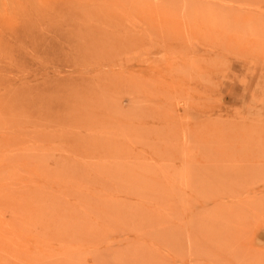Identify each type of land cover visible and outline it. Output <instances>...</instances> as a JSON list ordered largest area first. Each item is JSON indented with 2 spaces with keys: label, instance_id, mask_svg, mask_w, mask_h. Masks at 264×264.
<instances>
[{
  "label": "rangeland",
  "instance_id": "1",
  "mask_svg": "<svg viewBox=\"0 0 264 264\" xmlns=\"http://www.w3.org/2000/svg\"><path fill=\"white\" fill-rule=\"evenodd\" d=\"M0 264H264V0H0Z\"/></svg>",
  "mask_w": 264,
  "mask_h": 264
},
{
  "label": "bare ground",
  "instance_id": "2",
  "mask_svg": "<svg viewBox=\"0 0 264 264\" xmlns=\"http://www.w3.org/2000/svg\"><path fill=\"white\" fill-rule=\"evenodd\" d=\"M61 246H63V245H61ZM218 261V260H217Z\"/></svg>",
  "mask_w": 264,
  "mask_h": 264
}]
</instances>
